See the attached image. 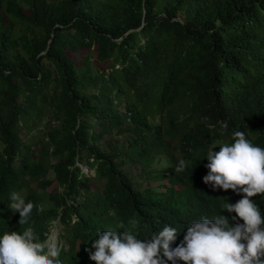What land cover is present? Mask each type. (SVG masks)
Returning <instances> with one entry per match:
<instances>
[{"label":"trees","instance_id":"trees-1","mask_svg":"<svg viewBox=\"0 0 264 264\" xmlns=\"http://www.w3.org/2000/svg\"><path fill=\"white\" fill-rule=\"evenodd\" d=\"M26 1L0 0V176L61 188L32 227L61 208L80 231L95 202L162 212L179 179L157 147L181 155L207 213L224 200L200 180L210 142L246 165L224 174L264 197V0ZM162 179L166 190L151 186ZM215 254L202 264H256L236 242ZM75 264L91 263L80 250Z\"/></svg>","mask_w":264,"mask_h":264},{"label":"clouds","instance_id":"clouds-1","mask_svg":"<svg viewBox=\"0 0 264 264\" xmlns=\"http://www.w3.org/2000/svg\"><path fill=\"white\" fill-rule=\"evenodd\" d=\"M23 1L26 0H19V4ZM156 153L171 175L179 179L174 184L178 198L173 204L160 213L153 205V211L139 210V215L131 218L95 202L100 212L80 231L72 227L79 221L78 215L74 213L69 221L63 220L59 208V214L47 221L46 241L41 256L36 257L28 251L37 247L36 238L43 227H32L29 217L41 210L42 196L56 194L61 188L47 183L43 176L26 182L1 175L0 264H75L80 250L91 264H202L215 257L217 244L231 242L255 250L256 264H264V225L256 230L257 220L264 214L260 205L263 193L256 184L244 188L235 178L224 174L227 169L246 165L229 150L218 149L210 142L200 163V180L213 191V196L216 192L224 200L207 213L196 177L187 174L181 155L161 147L155 149ZM78 165L81 169L89 168ZM163 180L167 181L166 190L170 185L167 179L154 181ZM55 221L62 227L52 237L51 225ZM63 225L69 238L68 250L63 249L61 242ZM68 253L69 257L64 256Z\"/></svg>","mask_w":264,"mask_h":264},{"label":"rangeland","instance_id":"rangeland-1","mask_svg":"<svg viewBox=\"0 0 264 264\" xmlns=\"http://www.w3.org/2000/svg\"><path fill=\"white\" fill-rule=\"evenodd\" d=\"M20 5L23 7V8H27L28 7V2L26 1H23L20 3ZM92 49H90L88 52H85V53H88V54H92ZM86 168V167H85ZM82 169L87 175H91L93 176L94 174V171L93 170H90L89 168L88 169ZM143 182L145 184H148V180L147 179H144ZM167 184V181L166 180H163V181H153L151 182V186H156L159 190H164L165 189V185ZM95 185L97 186V188L99 190H102V184L100 182H95ZM55 188V187H53ZM51 188V189H53ZM50 189V190H51ZM47 224L48 222H45L43 223L42 227V233L37 235V238H36V244H37V247L33 250H29V254L32 256V257H36L37 255L38 256H41L40 254V251L42 249V246L44 245V242L46 241V229H47ZM62 226H58V221H55L53 222V224L51 225V236L54 237L55 235L58 234V232H60V228ZM66 230V227L63 225V237L61 239V242H62V245H63V249L64 250H68L69 248V238L67 237V232L65 231ZM77 242H79L77 240ZM63 253V250L61 251V254Z\"/></svg>","mask_w":264,"mask_h":264}]
</instances>
